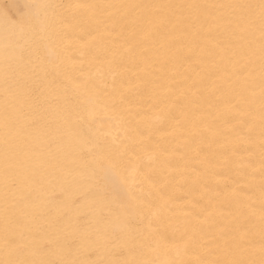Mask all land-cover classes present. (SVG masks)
Listing matches in <instances>:
<instances>
[{
  "label": "bare ground",
  "instance_id": "obj_1",
  "mask_svg": "<svg viewBox=\"0 0 264 264\" xmlns=\"http://www.w3.org/2000/svg\"><path fill=\"white\" fill-rule=\"evenodd\" d=\"M0 264H264V0H0Z\"/></svg>",
  "mask_w": 264,
  "mask_h": 264
}]
</instances>
